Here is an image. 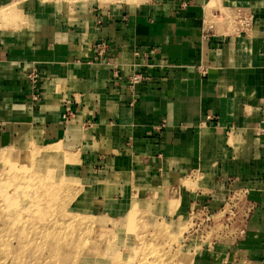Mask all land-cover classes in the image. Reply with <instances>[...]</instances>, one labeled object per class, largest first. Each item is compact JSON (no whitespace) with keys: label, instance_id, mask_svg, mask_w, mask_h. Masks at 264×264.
I'll return each mask as SVG.
<instances>
[{"label":"crops","instance_id":"crops-1","mask_svg":"<svg viewBox=\"0 0 264 264\" xmlns=\"http://www.w3.org/2000/svg\"><path fill=\"white\" fill-rule=\"evenodd\" d=\"M46 1L0 0V21L31 13L0 26V154L58 147L82 210L115 221L134 201L213 214L244 195L242 236L191 264H264V0Z\"/></svg>","mask_w":264,"mask_h":264},{"label":"rangeland","instance_id":"rangeland-1","mask_svg":"<svg viewBox=\"0 0 264 264\" xmlns=\"http://www.w3.org/2000/svg\"><path fill=\"white\" fill-rule=\"evenodd\" d=\"M68 1L73 12L95 0ZM41 6L48 10L52 4L48 0ZM12 11L10 6L5 13ZM16 14L4 17L0 26L25 27L31 21L27 10ZM45 150L0 154V264H191L192 254L212 248L213 242L226 244L242 236L248 206L239 193L213 214L202 209L177 214L175 196L164 213L158 211L160 199L146 202L143 211L137 208L142 201H134L116 221L84 211L80 202L88 184L74 170L66 171L68 159L58 147L48 151L51 158ZM191 182L187 177L185 184L192 187ZM8 198L14 202H5Z\"/></svg>","mask_w":264,"mask_h":264},{"label":"built area","instance_id":"built-area-1","mask_svg":"<svg viewBox=\"0 0 264 264\" xmlns=\"http://www.w3.org/2000/svg\"><path fill=\"white\" fill-rule=\"evenodd\" d=\"M94 51H95V56L96 59L98 61H105V59L107 58V54H108V44L105 40H99L95 43L94 47H93ZM139 80V75H133L130 77V82L136 83Z\"/></svg>","mask_w":264,"mask_h":264},{"label":"bare ground","instance_id":"bare-ground-1","mask_svg":"<svg viewBox=\"0 0 264 264\" xmlns=\"http://www.w3.org/2000/svg\"><path fill=\"white\" fill-rule=\"evenodd\" d=\"M13 9V8H12ZM15 11V10H14ZM33 141V140H32ZM29 142V141H28ZM10 152V151H9ZM26 158V157H25ZM39 160V159H38ZM32 163V162H31ZM40 163V162H39ZM41 170V169H40ZM65 187V186H64ZM10 195H13V194H10ZM14 198V197H13ZM1 201H3V200H1ZM5 202H7V203H9V204H11V203H13L14 202V200L11 198H8V199H5ZM25 209V208H24ZM27 210V209H26ZM30 219V218H29ZM27 220V219H26ZM31 220V219H30ZM57 220V219H56ZM69 225V224H68ZM35 226V225H34ZM66 226V225H65ZM71 226V225H70ZM27 234H25V236H26ZM34 238V237H33ZM56 238V237H55ZM67 239V238H66ZM43 240V239H42ZM60 242V241H59ZM56 244V243H55ZM57 249V248H56ZM60 250V249H59Z\"/></svg>","mask_w":264,"mask_h":264}]
</instances>
